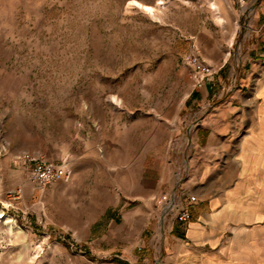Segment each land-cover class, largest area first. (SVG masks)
<instances>
[{
  "label": "rangeland",
  "instance_id": "rangeland-1",
  "mask_svg": "<svg viewBox=\"0 0 264 264\" xmlns=\"http://www.w3.org/2000/svg\"><path fill=\"white\" fill-rule=\"evenodd\" d=\"M130 1L0 0V209L13 227L0 221V264H166V239L192 218L161 222L162 202L207 191L194 149L250 130L216 113L246 89L234 36L250 0H220L221 14L164 0L154 16ZM26 156L72 173L42 190Z\"/></svg>",
  "mask_w": 264,
  "mask_h": 264
},
{
  "label": "crops",
  "instance_id": "crops-1",
  "mask_svg": "<svg viewBox=\"0 0 264 264\" xmlns=\"http://www.w3.org/2000/svg\"><path fill=\"white\" fill-rule=\"evenodd\" d=\"M237 17L234 40L242 65L247 66L242 71L241 82L246 89L244 93L240 89L216 113L224 121L233 119L250 130L247 133L213 131L206 148L194 149V153L199 152L195 157L204 159L194 158L191 169H195L199 185L207 191L204 196L189 201L192 220L180 236L171 234L166 239V264H264V225L252 228L245 224L258 216L264 218V200L255 199L242 186L252 180L249 172L254 169L253 164L244 163L243 156L258 152L256 144L249 141L254 136L263 139L262 134L253 130L264 123V0H250L246 7H238ZM210 89L206 85L205 95L208 96ZM193 140L200 141L201 134L194 133ZM134 198L132 193L128 195L129 200ZM152 214L149 212V217ZM229 226L234 227L230 233Z\"/></svg>",
  "mask_w": 264,
  "mask_h": 264
},
{
  "label": "built area",
  "instance_id": "built-area-1",
  "mask_svg": "<svg viewBox=\"0 0 264 264\" xmlns=\"http://www.w3.org/2000/svg\"><path fill=\"white\" fill-rule=\"evenodd\" d=\"M189 62L198 73L207 71L206 65L199 56L193 55L189 58ZM25 162L29 163L31 166V181L42 190L51 186L59 179L70 177L72 173L66 161L53 162L42 156H26ZM194 200L196 199L192 198V201ZM160 214V220L163 223L167 221L169 217L178 219L181 222H186L192 218L191 205L189 202H186V199H182L176 193H173L162 202Z\"/></svg>",
  "mask_w": 264,
  "mask_h": 264
},
{
  "label": "bare ground",
  "instance_id": "bare-ground-1",
  "mask_svg": "<svg viewBox=\"0 0 264 264\" xmlns=\"http://www.w3.org/2000/svg\"><path fill=\"white\" fill-rule=\"evenodd\" d=\"M164 0H159L156 5L144 4L138 0H132L128 3V9L134 7L140 8L148 14L155 15L157 7H161L164 4ZM211 8L218 11L221 14V1L220 0H211ZM222 16L219 15V18ZM256 134H262L263 139L257 140L256 136L253 140L249 141L250 144H256L255 147L258 148L257 153L248 152L243 156V161L246 165L253 164V171L249 172V176H252V180L244 182L242 186L248 191L251 192L255 199L264 200V123L258 129L253 130ZM263 169L260 171L259 169ZM255 170V171H254ZM246 183V184H245ZM253 184V185H252ZM229 197V196H228ZM229 202L232 203V198L229 197ZM11 217L6 214L4 210L0 209V221L6 222L10 225ZM262 217L258 216L257 219ZM10 230H13V227L10 225Z\"/></svg>",
  "mask_w": 264,
  "mask_h": 264
}]
</instances>
